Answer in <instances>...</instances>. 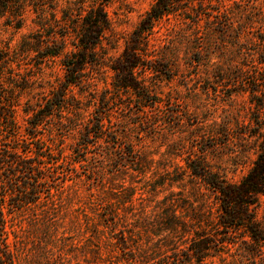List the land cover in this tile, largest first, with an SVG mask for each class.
I'll use <instances>...</instances> for the list:
<instances>
[{"label": "rangeland", "instance_id": "rangeland-1", "mask_svg": "<svg viewBox=\"0 0 264 264\" xmlns=\"http://www.w3.org/2000/svg\"><path fill=\"white\" fill-rule=\"evenodd\" d=\"M154 1L106 5L110 30L98 64L34 141L24 110L52 99L64 70L60 58L14 64L25 87L21 132L3 142L41 147L54 177L48 197L6 214L15 264H175L176 255L183 264H264V247L252 251L243 229L202 262L183 253L197 234L217 235L220 214L219 195L190 166L238 183L261 152L264 0H183L147 38V69L133 73L139 89L119 88L111 66ZM36 22L30 11L20 30L2 25L0 48L45 36ZM254 215L264 228V195Z\"/></svg>", "mask_w": 264, "mask_h": 264}, {"label": "trees", "instance_id": "trees-1", "mask_svg": "<svg viewBox=\"0 0 264 264\" xmlns=\"http://www.w3.org/2000/svg\"><path fill=\"white\" fill-rule=\"evenodd\" d=\"M63 1L66 6H63ZM110 1L0 0V22L5 19L3 26L20 30L27 13L32 11L36 15V23L46 33L45 36L36 33L23 37L15 51H11L9 47L0 48V264H15V256L8 242L7 212L22 209L48 197L52 189L51 182H54L50 167H47L52 161L50 154H43L41 147L36 152L30 150V147L18 150V146L3 142L8 137L15 140L21 132L17 109L20 106L21 91L25 87L21 86L23 80L19 81L14 64L20 56L40 59V62L60 58L64 70L63 81L54 92V97L48 99L43 107L38 105L37 108L28 107L24 110L27 114L25 130L34 141L46 119L55 112L62 111L72 87L81 85L84 71L89 66L98 64L97 48L110 30L105 10ZM182 2L183 0L154 1L130 35L121 57L111 66L117 87L139 89L133 73L135 70L147 69L143 57L147 38L154 25L181 8ZM58 14H61L60 18ZM51 21L53 25L47 24ZM56 28L55 32H47ZM59 29L66 32L59 34ZM68 41L72 45L71 49H68ZM261 80L264 96V71ZM262 106L264 107V100ZM97 131L99 132V128ZM32 152L34 155L30 154ZM190 167L195 175L200 176L219 195L220 214L214 225L217 235L197 234L183 252L186 258L202 262L225 248V244L234 243L230 236L240 229L253 242L252 251H261L264 247V228L255 218L254 208L259 196L264 195V141L252 168L238 183H229L197 164ZM243 242L247 243L245 240ZM185 261L187 260L175 256V264H183Z\"/></svg>", "mask_w": 264, "mask_h": 264}]
</instances>
